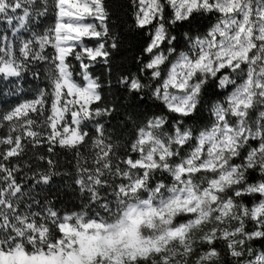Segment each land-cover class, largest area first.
Listing matches in <instances>:
<instances>
[{
	"label": "snow or ice",
	"instance_id": "6c2138e0",
	"mask_svg": "<svg viewBox=\"0 0 264 264\" xmlns=\"http://www.w3.org/2000/svg\"><path fill=\"white\" fill-rule=\"evenodd\" d=\"M0 264H264V0H0Z\"/></svg>",
	"mask_w": 264,
	"mask_h": 264
},
{
	"label": "trees",
	"instance_id": "16d2710c",
	"mask_svg": "<svg viewBox=\"0 0 264 264\" xmlns=\"http://www.w3.org/2000/svg\"><path fill=\"white\" fill-rule=\"evenodd\" d=\"M113 2H114V3H120V2H122V0H113ZM120 15H121L122 19H127V18L124 16V13H123V12H121ZM125 27H126V26H125ZM63 199H64L65 203L67 204V203H68V199H67V197H64Z\"/></svg>",
	"mask_w": 264,
	"mask_h": 264
}]
</instances>
